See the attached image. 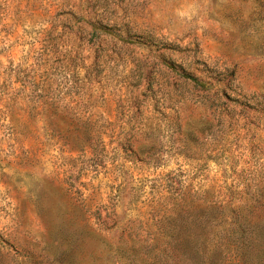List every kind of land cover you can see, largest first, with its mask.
<instances>
[{
    "label": "rangeland",
    "instance_id": "rangeland-1",
    "mask_svg": "<svg viewBox=\"0 0 264 264\" xmlns=\"http://www.w3.org/2000/svg\"><path fill=\"white\" fill-rule=\"evenodd\" d=\"M233 222L264 230V0H0V264H194Z\"/></svg>",
    "mask_w": 264,
    "mask_h": 264
},
{
    "label": "trees",
    "instance_id": "trees-1",
    "mask_svg": "<svg viewBox=\"0 0 264 264\" xmlns=\"http://www.w3.org/2000/svg\"><path fill=\"white\" fill-rule=\"evenodd\" d=\"M186 79L196 82L190 76ZM227 235L228 243L223 247L215 243L199 245L194 239L183 240L173 245L174 249L189 255L194 264H222L223 257L227 253L223 250L229 249L231 259L228 264H261L264 257V230L253 225L246 226L243 222H233ZM254 237L261 239L260 243L254 242ZM257 250L253 252V249Z\"/></svg>",
    "mask_w": 264,
    "mask_h": 264
}]
</instances>
